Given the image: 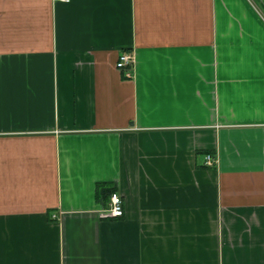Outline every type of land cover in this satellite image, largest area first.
<instances>
[{"label": "crops", "instance_id": "0c3cea01", "mask_svg": "<svg viewBox=\"0 0 264 264\" xmlns=\"http://www.w3.org/2000/svg\"><path fill=\"white\" fill-rule=\"evenodd\" d=\"M0 264H264V0H0Z\"/></svg>", "mask_w": 264, "mask_h": 264}, {"label": "built area", "instance_id": "2783aa9c", "mask_svg": "<svg viewBox=\"0 0 264 264\" xmlns=\"http://www.w3.org/2000/svg\"><path fill=\"white\" fill-rule=\"evenodd\" d=\"M62 2H70V0H55ZM135 57L131 52H123L117 63V68L123 71L126 78H132L134 75ZM216 159L211 154L206 156V165L213 167L216 164ZM124 201L118 193H113L110 198V206L106 216L123 217L124 216ZM55 217V216H54Z\"/></svg>", "mask_w": 264, "mask_h": 264}, {"label": "trees", "instance_id": "16d2710c", "mask_svg": "<svg viewBox=\"0 0 264 264\" xmlns=\"http://www.w3.org/2000/svg\"><path fill=\"white\" fill-rule=\"evenodd\" d=\"M113 193H115V189H113V188H107L106 190H104V191L102 192V195H103V196H107V197H111V195H112Z\"/></svg>", "mask_w": 264, "mask_h": 264}]
</instances>
